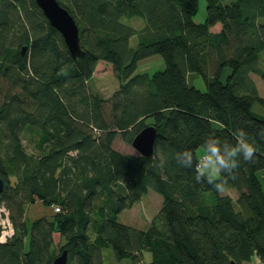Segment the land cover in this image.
Returning <instances> with one entry per match:
<instances>
[{"label": "trees", "instance_id": "1", "mask_svg": "<svg viewBox=\"0 0 264 264\" xmlns=\"http://www.w3.org/2000/svg\"><path fill=\"white\" fill-rule=\"evenodd\" d=\"M199 1L58 0L79 27L75 59L35 0H0V206L15 229L0 264H53L56 232L67 264H103L104 249L122 264L145 253L150 264L264 262V113L253 110L264 98L252 78L264 81V0H206L197 23ZM154 58L165 68L140 73ZM99 62L120 83L110 98L90 87ZM149 125L153 156L114 148ZM240 129L256 150L232 173L197 182L177 163L210 136L235 144ZM221 179L236 201L214 188ZM149 189L163 199L149 228L119 221ZM38 202L53 213L27 218Z\"/></svg>", "mask_w": 264, "mask_h": 264}, {"label": "rangeland", "instance_id": "2", "mask_svg": "<svg viewBox=\"0 0 264 264\" xmlns=\"http://www.w3.org/2000/svg\"><path fill=\"white\" fill-rule=\"evenodd\" d=\"M207 16V2L206 0L199 1V11L198 14L194 17L195 22L203 23L206 20ZM133 26L140 29L143 26V21L139 19H134L131 21ZM131 45H137V36L131 39ZM261 65L264 68V55L261 57ZM165 68L164 61L162 59L154 58L153 60H149L147 62H142V65L139 67V72H148L153 74L159 70H163ZM252 78L254 79L257 87L259 89L260 96L264 98V81L255 74H252ZM225 79V77L223 78ZM191 83L201 91L206 90V83L204 78L199 75L195 74L191 78ZM120 83L118 82L115 71L112 64L99 62L96 72L93 76V79L90 81V87L93 92H97L99 95L103 96L104 98H110L112 94L118 90ZM253 110L258 114L264 113V106L260 103L256 102L253 106ZM114 148L121 153H133L137 154L138 152L132 146V143H126L122 140L119 136L115 143ZM200 153V150H199ZM217 178V177H216ZM215 178V179H216ZM229 194L233 200H237L238 192L233 189L224 190L221 192V195ZM162 196L159 195L154 189H149L148 193L143 196L141 202L137 203L132 209H128L123 211L119 215V221L131 225L133 227L139 228L141 230H147L151 224L152 219L158 213L162 206ZM52 209H45L43 204L37 203L33 206L28 207L27 209V218L31 220H35L37 218L51 215ZM54 238V246L57 251V255L59 256L61 253L60 247L64 242L61 238V235L56 232L53 236ZM104 263L103 264H122L113 256L112 249H104ZM145 264L151 263V255L150 253H145ZM244 264H264L258 257H253L250 262H246Z\"/></svg>", "mask_w": 264, "mask_h": 264}, {"label": "clouds", "instance_id": "3", "mask_svg": "<svg viewBox=\"0 0 264 264\" xmlns=\"http://www.w3.org/2000/svg\"><path fill=\"white\" fill-rule=\"evenodd\" d=\"M236 136L235 144L224 143L219 138L210 136L205 139L198 158L192 150L185 149L176 154V161L187 168L195 167L197 182L204 179L212 181L224 173L230 174L240 159L252 160L256 150L243 129L238 130ZM226 184L227 180L221 179L214 183V188L222 192Z\"/></svg>", "mask_w": 264, "mask_h": 264}, {"label": "water", "instance_id": "4", "mask_svg": "<svg viewBox=\"0 0 264 264\" xmlns=\"http://www.w3.org/2000/svg\"><path fill=\"white\" fill-rule=\"evenodd\" d=\"M41 8L50 24L55 27L63 36L64 41L71 53L76 59L82 56L84 51L81 47L79 27L74 17L67 9L62 7L58 0H35ZM158 138L157 128L149 125L143 128L133 139L132 146L141 155L151 157L154 155L155 145ZM5 182L0 178V192L3 190ZM68 252L63 251L56 257L53 264H67ZM232 264H234L232 262Z\"/></svg>", "mask_w": 264, "mask_h": 264}, {"label": "built area", "instance_id": "5", "mask_svg": "<svg viewBox=\"0 0 264 264\" xmlns=\"http://www.w3.org/2000/svg\"><path fill=\"white\" fill-rule=\"evenodd\" d=\"M56 211H59L60 208L56 207ZM0 228H1V234H0V243L5 244L15 234L14 226L10 220L9 212L6 209L4 205L0 206Z\"/></svg>", "mask_w": 264, "mask_h": 264}, {"label": "bare ground", "instance_id": "6", "mask_svg": "<svg viewBox=\"0 0 264 264\" xmlns=\"http://www.w3.org/2000/svg\"><path fill=\"white\" fill-rule=\"evenodd\" d=\"M69 11V10H68Z\"/></svg>", "mask_w": 264, "mask_h": 264}]
</instances>
